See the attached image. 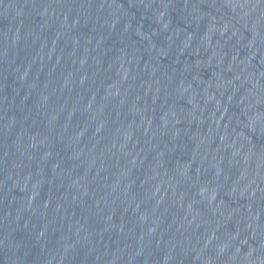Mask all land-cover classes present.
<instances>
[{
    "label": "water",
    "instance_id": "water-1",
    "mask_svg": "<svg viewBox=\"0 0 264 264\" xmlns=\"http://www.w3.org/2000/svg\"><path fill=\"white\" fill-rule=\"evenodd\" d=\"M0 264H264V0H0Z\"/></svg>",
    "mask_w": 264,
    "mask_h": 264
}]
</instances>
